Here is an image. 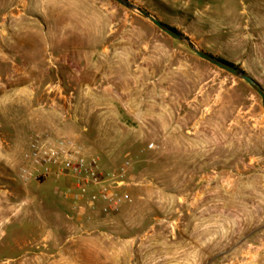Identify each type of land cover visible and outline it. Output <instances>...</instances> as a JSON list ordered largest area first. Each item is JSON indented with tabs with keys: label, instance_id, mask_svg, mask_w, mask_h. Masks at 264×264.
<instances>
[{
	"label": "rangeland",
	"instance_id": "rangeland-1",
	"mask_svg": "<svg viewBox=\"0 0 264 264\" xmlns=\"http://www.w3.org/2000/svg\"><path fill=\"white\" fill-rule=\"evenodd\" d=\"M130 1L264 86V0ZM34 134L105 172L129 161L121 206L94 189L79 211L67 181H23ZM258 165L260 95L185 42L115 0H0V264H264L242 211L214 200Z\"/></svg>",
	"mask_w": 264,
	"mask_h": 264
},
{
	"label": "built area",
	"instance_id": "built-area-1",
	"mask_svg": "<svg viewBox=\"0 0 264 264\" xmlns=\"http://www.w3.org/2000/svg\"><path fill=\"white\" fill-rule=\"evenodd\" d=\"M24 165L20 177L23 181L53 179L65 180L64 198H70L79 211H94L96 202L91 195L97 189V201L104 212L117 210L127 197L116 191L124 181L122 176L129 161L117 172H105L97 158L86 156L81 147L66 137L49 138L32 135L23 153Z\"/></svg>",
	"mask_w": 264,
	"mask_h": 264
},
{
	"label": "crops",
	"instance_id": "crops-1",
	"mask_svg": "<svg viewBox=\"0 0 264 264\" xmlns=\"http://www.w3.org/2000/svg\"><path fill=\"white\" fill-rule=\"evenodd\" d=\"M249 167H251L250 164ZM226 182L228 186L226 198L218 192L214 200L216 203L227 202L228 219H236L235 214H231V210L242 211V227L245 233L243 244L249 246V261H254L256 256H261L264 246V241H262L264 239V165H258V168L254 170L235 171L232 174H228ZM238 186L242 187V190ZM257 239L260 242L253 244L252 241ZM233 249H235V246Z\"/></svg>",
	"mask_w": 264,
	"mask_h": 264
},
{
	"label": "water",
	"instance_id": "water-1",
	"mask_svg": "<svg viewBox=\"0 0 264 264\" xmlns=\"http://www.w3.org/2000/svg\"><path fill=\"white\" fill-rule=\"evenodd\" d=\"M119 4L123 5L124 7L135 11L141 17L149 20L152 24H154L159 30L170 36L171 38L179 41L185 42L190 49L201 59L207 61L208 63L216 66L217 68L226 71L227 73L243 80L246 82L254 91H256L260 97L262 104L264 106V87L250 74H248L243 69H240L234 65L227 63L226 61L218 58L203 49L199 48L196 43L190 39L188 36L173 30L170 26L163 23L155 16L150 14L147 10L141 8L140 6L136 5L135 3L131 2L130 0H115Z\"/></svg>",
	"mask_w": 264,
	"mask_h": 264
},
{
	"label": "trees",
	"instance_id": "trees-1",
	"mask_svg": "<svg viewBox=\"0 0 264 264\" xmlns=\"http://www.w3.org/2000/svg\"><path fill=\"white\" fill-rule=\"evenodd\" d=\"M169 26V25H168ZM171 27V26H170ZM173 30H175V31H177L175 28H173V27H171ZM178 32V31H177ZM223 60V59H222ZM224 61H226V60H224ZM227 63H229V64H231V65H234V64H232V63H230V62H228V61H226ZM234 66H236V65H234ZM237 67V66H236Z\"/></svg>",
	"mask_w": 264,
	"mask_h": 264
}]
</instances>
